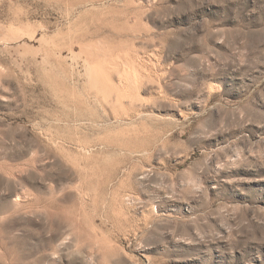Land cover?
I'll return each instance as SVG.
<instances>
[{"label": "rangeland", "instance_id": "rangeland-1", "mask_svg": "<svg viewBox=\"0 0 264 264\" xmlns=\"http://www.w3.org/2000/svg\"><path fill=\"white\" fill-rule=\"evenodd\" d=\"M0 264H264V0H0Z\"/></svg>", "mask_w": 264, "mask_h": 264}]
</instances>
